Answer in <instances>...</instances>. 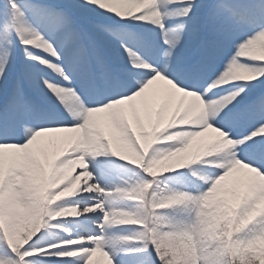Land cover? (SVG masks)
I'll return each mask as SVG.
<instances>
[{
  "label": "snow or ice",
  "instance_id": "obj_1",
  "mask_svg": "<svg viewBox=\"0 0 264 264\" xmlns=\"http://www.w3.org/2000/svg\"><path fill=\"white\" fill-rule=\"evenodd\" d=\"M66 3L73 7L48 0H5L0 7V154L8 185L21 201L36 204L40 192L29 180L8 178V161L29 156L37 173L61 176L52 192L54 207L71 206L73 218L99 212L94 221L99 232L69 230L50 240L48 228L42 227L20 240L0 226V264H94L98 253L105 264H117L118 256L130 258L129 264H177L169 243L174 233L193 237V252L184 264H222L195 246L193 227L200 222L197 213L203 215L197 206L184 208L176 220L166 203L146 206L142 195H132L136 189L102 185L94 173L119 158L137 166V188H149L160 150H175L181 143L161 138L141 160L136 157L144 151L143 133L157 123L162 109L170 115L186 109L195 95L208 104L207 110L194 109L192 123L162 122L161 137L187 133L200 140L211 130L226 136L230 146L183 167L160 170L159 182L170 184L173 170L186 169L181 174L193 186L182 191L203 200L216 193L233 204L244 200L247 180L238 169L248 167L264 176V55L253 50L264 40V0ZM177 3L183 5L179 10ZM79 9L108 14L111 22L79 17ZM244 30L242 39H233ZM106 38L122 55L102 43ZM17 44L24 56L18 66ZM230 69L235 74L225 82ZM176 93L182 95L174 103ZM137 98L130 117L123 106ZM100 113L106 114V123L97 118ZM48 133L68 135L45 137ZM82 136L87 138L83 146ZM109 199L125 200L128 207L114 217ZM65 217L56 212V218ZM56 218L53 224L68 222ZM158 219L167 226L155 229ZM121 227L128 230L111 231ZM262 232L264 218L237 233L235 244L224 246L230 264H261L251 254L238 256L236 249L246 250Z\"/></svg>",
  "mask_w": 264,
  "mask_h": 264
},
{
  "label": "bare ground",
  "instance_id": "obj_2",
  "mask_svg": "<svg viewBox=\"0 0 264 264\" xmlns=\"http://www.w3.org/2000/svg\"><path fill=\"white\" fill-rule=\"evenodd\" d=\"M48 2H50V3L55 2V3H58L60 6L73 7V5L66 3V0H48ZM146 2H147V0H146ZM4 4H5V0H0V7H3ZM182 7H183V5H181L179 3L174 5V8L176 10H179ZM77 15L79 17L87 18V19H91V20H99V21L106 22V23L111 22V18L108 14L100 15L97 12L87 10V9H79L77 12ZM169 23L171 24L172 21H169ZM150 26L151 25L149 24V27ZM157 31H158V29H157ZM247 31L248 30H244V31L236 33V35L233 37V39H242ZM102 43H104L105 46L108 47L112 52L117 53L119 55H122V53H118L117 45L115 44L114 41H111L110 39L106 38L105 40L102 41ZM255 47H260L261 49L264 50V40L257 41L253 45V49H255ZM254 51L257 54L264 55V53L260 52L259 50H254ZM23 59H24V56H23L22 47L19 44H17V51H16V56H15L16 65L18 66L23 61ZM145 66L147 67L148 65H145ZM218 66L222 67L223 65H222V63H218ZM235 71H236L235 69H230L228 71V73L224 77L225 82L232 75L235 74ZM11 72L13 75H15V72H16L15 66L12 67ZM180 95H182V94H179V93L175 94V96L177 97V101H174V103L178 102V97ZM140 100H141V98H137V101L127 102L123 106L126 109H128V114L130 117H131L130 105L132 103H139ZM158 106L159 105H157V107ZM201 106L202 105L200 104L198 97L195 95H192V96H190L189 104H188L186 109H178L175 113H173L171 115H170V111H168L166 109H162L161 113L159 114L158 119H157L158 125L155 124L150 131H145L143 133L144 143L142 144V148L144 151L141 154L137 155L136 158L143 160L142 157H143L144 153H147V149L150 148L152 144L156 143L161 138L164 140H174V141L180 142L181 145H183V144H185V146L189 145L190 147L199 151L201 149V146L205 143L206 138H209V137L215 135V133L211 132V130H209L208 133H205L204 137L198 138L200 140L194 139L192 134H187V133H174L170 136H164V137H161L160 134L162 131H164L163 127L161 126L162 122L167 123L169 126H175L176 124H180V123H192V122H194V109L201 111ZM97 118L101 121L102 124L106 123V114H104V113L97 114ZM64 135H68V134H65V133H48V134H45V137H60V136H64ZM185 141H186V143H185ZM86 143H87V138L85 136H82L81 141H80L81 146L85 145ZM164 150L165 149H162L161 153ZM212 154L213 153L209 152L205 156L212 155ZM199 159L200 158H198L197 160H199ZM158 166H160V165H158ZM4 167H5V160H4L3 155L0 154V170L4 171ZM233 167H236V165H233ZM136 169H137V166L131 165L130 162H123L118 158V159H113V160L108 161L101 168H97L94 175H98L99 182L102 185L112 187L113 185L118 184V185H123V186H126L128 188L133 189V186L137 187L138 182L141 179L137 175ZM167 169H168L167 163L165 161V158H163V163H162L161 167L154 169L155 178L153 179V181L150 182L151 186L147 189H138L137 188V190L133 191L132 195L133 196H141L142 195L144 197V203L146 206L151 205L153 202H155L157 204L166 203L168 206H170V204H172L173 202L176 201L178 203L180 200H182L186 204V207H184V208H187L188 204H189V199H191L194 195L192 193L184 192V191H182V189L187 188V187H192L193 186L192 179L187 175L181 174V173H185V172L177 173L178 171L173 170L174 172H176V175H173L172 177H170V184L161 185L159 182V171L160 170H167ZM28 171L30 172V174H28L30 176L23 174V173L28 172ZM79 171H80L79 168H77L76 171L73 173V175H78ZM238 171L243 173V175L246 177V180H247L246 196L241 203L236 204L238 206V209L240 211L241 210L246 211L250 215L256 216V218H258V219L264 218V216H263L264 215V176H261L256 170L248 168V167L239 168ZM9 172L11 174L17 173V175H20L21 177L25 176V179L29 180L30 182L32 181V176L34 174H36L35 175L36 178H40V174L34 170L32 158L29 156H25V157L18 159V160L17 159H10L8 161V174H9ZM21 172H23V173H21ZM116 175L121 176V178H118ZM52 176H54V174H52L51 177ZM46 177H48V176L46 175ZM130 178L133 180V182L131 181ZM197 180H198V178H197ZM5 183H6V177L0 179V226H3V227L7 226L10 233H12L14 231L16 233L18 227L15 225V222H17V218H19V217L14 216L13 218H11L12 217L11 212L13 214V211L11 210L10 207H9V209L5 207L6 197H5V193L2 194L3 190L6 189ZM45 183H46V186L44 187L43 185L41 186V183L38 182V185H37L38 191L43 196L46 192V198H53L52 192L54 190V185L49 187V183L48 182H45ZM68 183L70 184L71 181H69ZM133 183H134V185H133ZM83 186H84V181L81 180L79 182V187L82 189ZM207 186L208 185L205 184V188ZM162 187L165 188L164 191L161 190V189H163ZM232 190L233 189H227L226 191H232ZM225 199L227 200V198L224 195H222L221 197L215 198L214 201L210 200L207 203L215 204L216 206L220 207V205L222 203H225ZM15 201H13V204L15 203ZM249 202H251L252 204H250ZM190 204H192V205H190L189 207L196 206L193 202H191ZM80 206L83 208L85 206V204L82 203ZM109 206H110V208H109ZM123 206L128 207L127 202L125 200H119V199H109V204H107V208L113 213L114 217L120 216L119 210L123 209ZM47 209H52V208L49 206L45 209L44 212H46V213H44V214L48 216V213L50 214V210H47ZM64 209H65L64 215L67 214L68 217L66 219L65 218H58V220L68 221L67 223L57 225V224H53L52 221L49 219L47 221V225L43 226V228H48V230H49L47 233L48 239L52 240V238H50L48 236L49 232H51V231L57 233L59 237L60 236H67L68 233L66 231V227H68L70 225L77 226L78 228H80V230H78V231L84 232L85 234H87L89 231L96 232L95 230H93V228L91 226H89L87 224L86 221L94 215L98 216V218H99L101 215L99 212H97L95 214H88L87 216L80 217V218H73V217H71L72 216L71 206H67ZM15 213L16 212L14 210L13 215H16ZM22 213H23V211L20 214H22ZM158 220L160 221L161 219H158ZM74 221H75V223H74ZM153 226L157 230L163 229V224H159V225L154 224ZM124 229H123V227H121L118 229H112L111 231H113V232H124ZM38 230L39 229L31 230L30 232H28V231L24 232L23 239L30 237L32 234H34ZM170 237H169V241L172 240L173 236L171 238ZM181 239H182L181 237L176 236L175 240H177V241L180 240V245H183L184 243ZM173 249L177 252L180 251L179 249H175V248H173ZM113 251H115L114 248H113ZM116 259H117V264H121V262H122V264H129V261H130V258L123 257V256H118V257H116ZM175 260H177V259H175ZM71 264H76V261H74V260L71 261ZM94 264H105V258L103 256H101L100 258L94 257Z\"/></svg>",
  "mask_w": 264,
  "mask_h": 264
},
{
  "label": "rangeland",
  "instance_id": "obj_3",
  "mask_svg": "<svg viewBox=\"0 0 264 264\" xmlns=\"http://www.w3.org/2000/svg\"><path fill=\"white\" fill-rule=\"evenodd\" d=\"M253 50H259L260 52L264 53V50L260 47H255ZM158 125V123H156ZM208 133V132H206ZM230 146V142L227 140L221 141L216 145V148H213V150H210L209 152H222L225 150V148ZM188 151L189 155L187 157H180L181 155L185 154V151ZM146 155V153H144ZM143 155V156H144ZM201 155V153H198L194 150V148L190 147L189 145L185 146V144L181 145L180 147L176 148L175 150L172 149H165L159 156V159L156 163L152 164L151 166L153 169H157L161 167L163 163V158H165V161L167 163L168 169L173 167H182V164L184 160H188L190 157V163L187 162V164L194 163L198 156ZM143 158V157H142ZM118 159V158H115ZM117 161V160H116ZM186 164V165H187ZM160 165V166H158ZM167 169V170H168ZM186 169L176 170L179 172H185ZM23 173V172H21ZM26 173V174H25ZM24 175L30 174V172H25ZM176 173V172H174ZM40 178H36L34 174L32 176L31 183L38 191V182L41 183V186H46L45 182L49 183V187L54 185L58 186V182L61 179V176L59 174H54V176H48L46 177V174L39 173ZM15 177V180L17 183L23 182L25 179L24 177H21L20 175H17V173L11 174L9 172L8 178ZM30 176V175H28ZM118 178H121V176L116 175ZM5 178L4 171L0 170V179ZM24 178V179H23ZM131 179V178H130ZM26 180V179H25ZM133 182V180L131 179ZM69 182V181H68ZM134 185V183H133ZM6 189L3 190L2 194L5 193L6 197V204L5 207L13 211L15 210V214L13 215L11 212V215L13 218H17V222H15V225L18 227L16 233L15 231L12 232L15 237H17L20 240H23V234L24 232L31 230L40 229L43 226L47 225V221L50 219L53 221L56 218V212L58 211H65L64 208H56L54 207L55 199L54 198H46V192L43 195L38 196V203L29 205L25 204L23 201H21L15 194L14 190L8 185V180L6 179L5 183ZM162 191H164V187H162ZM133 189L137 190L136 186H133ZM39 192V191H38ZM222 195L220 193L213 194L211 197H209L207 200L198 199L195 196H193L191 199H189L188 207L193 202L202 212L203 215H200V212L197 213V216L199 218L198 223L193 227V232H195V246L198 247L202 252L205 253H211L212 259H220L222 261V264H230V257L224 253V246L225 245H234L235 240L234 236L237 233L242 232L243 230L249 228L250 225H253L254 223L258 222L260 219L256 218V216L250 215L246 211H240L238 209V206L236 204L231 203L228 199H225V203H222L220 207L216 206L215 204L207 203L210 200L214 201L215 198L221 197ZM16 200V201H15ZM13 201L15 203L13 204ZM252 204L251 202H249ZM109 204V200L107 202ZM51 207L50 214L48 213V216L45 215L44 212L47 207ZM170 207L174 209V212L170 215L173 216L176 220L182 219V211L184 207H186V204L184 201L180 200L178 203L175 201L172 204H170ZM110 208V206H109ZM123 208H126V206H123ZM9 211V210H8ZM23 211L22 214H20ZM66 217H68L67 214H65ZM264 216V215H263ZM58 220V218H56ZM154 224H163V228L167 226V222L164 220H156ZM174 227V226H173ZM125 228V229H124ZM5 229L9 231L7 226H5ZM66 229L69 231L71 228L66 227ZM124 231H127V227H123ZM99 232V229L95 228ZM52 240L57 239L59 236L57 233L51 231L48 235ZM173 236V237H172ZM172 240L169 241V243L173 246L175 249H179L180 251L177 252L174 250V258L177 259V264H184V261L192 254L193 248H194V241L191 234H179L175 233L172 234ZM176 236L181 237L183 241V245H180V240H175ZM170 237V238H171ZM181 247V248H180ZM236 253L238 256L244 258L248 254H251L256 259H259L261 261V264H264V232L257 235L247 246L246 250H242L237 248ZM101 254H96L95 257L100 258Z\"/></svg>",
  "mask_w": 264,
  "mask_h": 264
},
{
  "label": "clouds",
  "instance_id": "obj_4",
  "mask_svg": "<svg viewBox=\"0 0 264 264\" xmlns=\"http://www.w3.org/2000/svg\"><path fill=\"white\" fill-rule=\"evenodd\" d=\"M202 101V100H201ZM208 107V104L202 101V106H201V112L206 111Z\"/></svg>",
  "mask_w": 264,
  "mask_h": 264
}]
</instances>
